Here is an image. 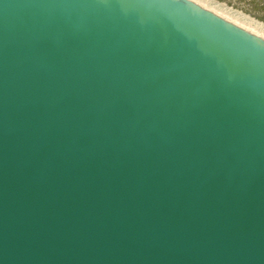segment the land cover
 <instances>
[{
  "label": "water",
  "instance_id": "water-1",
  "mask_svg": "<svg viewBox=\"0 0 264 264\" xmlns=\"http://www.w3.org/2000/svg\"><path fill=\"white\" fill-rule=\"evenodd\" d=\"M0 264H264V40L188 0H0Z\"/></svg>",
  "mask_w": 264,
  "mask_h": 264
},
{
  "label": "rangeland",
  "instance_id": "rangeland-1",
  "mask_svg": "<svg viewBox=\"0 0 264 264\" xmlns=\"http://www.w3.org/2000/svg\"><path fill=\"white\" fill-rule=\"evenodd\" d=\"M233 15H240L264 26V0H210Z\"/></svg>",
  "mask_w": 264,
  "mask_h": 264
},
{
  "label": "bare ground",
  "instance_id": "bare-ground-1",
  "mask_svg": "<svg viewBox=\"0 0 264 264\" xmlns=\"http://www.w3.org/2000/svg\"><path fill=\"white\" fill-rule=\"evenodd\" d=\"M201 8L208 10L217 16L227 20L228 22L235 24L236 26L244 29L245 31L264 40V26L240 15H233L232 13L224 10L210 0H188Z\"/></svg>",
  "mask_w": 264,
  "mask_h": 264
}]
</instances>
